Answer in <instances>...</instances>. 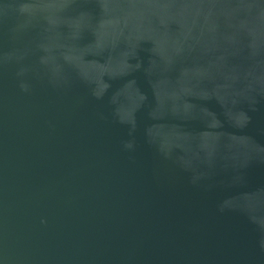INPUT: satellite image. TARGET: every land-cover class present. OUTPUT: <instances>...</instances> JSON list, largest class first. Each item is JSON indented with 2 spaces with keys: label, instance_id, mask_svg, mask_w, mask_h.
Returning <instances> with one entry per match:
<instances>
[{
  "label": "water",
  "instance_id": "water-1",
  "mask_svg": "<svg viewBox=\"0 0 264 264\" xmlns=\"http://www.w3.org/2000/svg\"><path fill=\"white\" fill-rule=\"evenodd\" d=\"M0 264H264V0H0Z\"/></svg>",
  "mask_w": 264,
  "mask_h": 264
}]
</instances>
